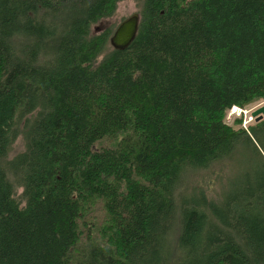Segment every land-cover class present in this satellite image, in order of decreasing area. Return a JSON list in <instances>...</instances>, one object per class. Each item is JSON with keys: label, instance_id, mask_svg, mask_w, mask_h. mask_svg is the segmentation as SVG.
Masks as SVG:
<instances>
[{"label": "trees", "instance_id": "obj_1", "mask_svg": "<svg viewBox=\"0 0 264 264\" xmlns=\"http://www.w3.org/2000/svg\"><path fill=\"white\" fill-rule=\"evenodd\" d=\"M120 1L0 0V264H264V118L225 122L264 101V0H136L105 51Z\"/></svg>", "mask_w": 264, "mask_h": 264}, {"label": "rangeland", "instance_id": "obj_2", "mask_svg": "<svg viewBox=\"0 0 264 264\" xmlns=\"http://www.w3.org/2000/svg\"><path fill=\"white\" fill-rule=\"evenodd\" d=\"M137 10V1L136 0H121L115 9V12L107 17L99 20L96 22L92 27H91V34H97L101 31H103L106 28H116V26L127 16L131 15L132 13L136 12ZM110 37V36H109ZM109 48H112L111 45L109 44V39H108V45L105 51L109 50ZM105 53V52H104ZM102 53L100 57L104 54ZM264 105V101H255L252 103L247 104L243 108H239V110H234L230 108L227 110L226 115H225V122L230 125H234L235 127H241L243 129H247L249 126L254 125L255 118L251 116L252 111L257 109L258 107ZM233 110V111H232ZM240 118L241 122L240 124H234V119ZM23 139L21 136H17L16 139L13 141L9 154L10 156H13L14 154L18 153L19 151L23 150L24 145H23ZM104 143V144H103ZM103 145H107L108 143L106 141L101 142ZM102 145V146H103ZM240 154H243L242 159L246 156L248 151L242 150V148L239 149ZM236 153L234 155V158L236 159L240 158V154ZM232 160L225 159L223 161L217 162L214 165H212L209 168H203L199 170H190L189 174H186L184 176V179L182 180V183L179 185L177 189V193L179 192H185L186 190L193 189L192 186L201 188L207 197L209 198H215V195L218 192V186L220 183L226 178V176L229 174L230 169L232 167ZM95 202L91 204L90 206V215H93L96 213L95 208L98 209L97 213V220L100 221L99 224L102 223L103 214H102V202L99 200L98 197H95ZM88 207V205H87ZM93 212V214H92ZM100 215V216H99ZM102 215V216H101ZM106 215V214H105ZM101 217V218H100ZM173 226L174 228L177 225L176 220L173 221ZM103 224V223H102ZM172 234V232H171ZM100 235V234H99ZM101 237V235L99 236ZM84 240H82L83 242ZM174 253V252H173Z\"/></svg>", "mask_w": 264, "mask_h": 264}, {"label": "water", "instance_id": "obj_3", "mask_svg": "<svg viewBox=\"0 0 264 264\" xmlns=\"http://www.w3.org/2000/svg\"><path fill=\"white\" fill-rule=\"evenodd\" d=\"M138 24L139 15L137 12L123 19L109 37V44L111 47L115 50L127 48L136 36ZM251 116L255 118V121L264 118V105L252 111Z\"/></svg>", "mask_w": 264, "mask_h": 264}, {"label": "bare ground", "instance_id": "obj_4", "mask_svg": "<svg viewBox=\"0 0 264 264\" xmlns=\"http://www.w3.org/2000/svg\"><path fill=\"white\" fill-rule=\"evenodd\" d=\"M232 108H233L234 110H239V108H238L237 106H233ZM232 108H231V109H232ZM232 111H233V110H232Z\"/></svg>", "mask_w": 264, "mask_h": 264}]
</instances>
